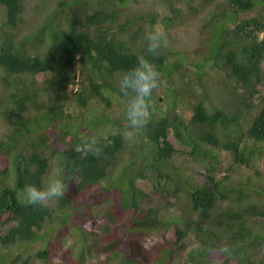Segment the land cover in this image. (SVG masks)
<instances>
[{
    "label": "trees",
    "instance_id": "1",
    "mask_svg": "<svg viewBox=\"0 0 264 264\" xmlns=\"http://www.w3.org/2000/svg\"><path fill=\"white\" fill-rule=\"evenodd\" d=\"M81 1L44 0L38 24L22 33L25 26L20 19L28 0H0V111L13 123L9 140L0 143V226L4 228L0 243L18 249L9 254L10 264H29V257L23 255L54 223L71 225L63 214L80 216L83 221L100 214L106 217L101 229L87 230L84 236L93 239H87L86 248L107 255L115 264H176L169 248L147 253L133 243L135 234L155 227L168 232L179 252L186 250L190 234L196 236L197 245L187 251L191 264H210L212 251L221 243L232 249L223 264H264V256L257 261L251 257L264 244V234L247 225L257 213L264 216L250 202L253 194L264 192V179L256 185L242 181L239 186L237 182L225 186L216 180L214 172L220 168L213 163L219 147L247 166L264 155V96L258 90L264 71V38L260 37L264 0H216L213 9L207 3L214 0H202L200 6L191 5L196 0H169L171 13L160 17L155 10H139L136 1L129 5L126 0ZM186 4L196 14H205L202 28L208 34L188 59L169 44L170 28L184 15ZM73 6L80 11H70ZM247 11L254 15L239 17ZM234 20L240 22L231 25ZM159 25L167 44L153 56L145 53L144 33ZM140 54L154 61L160 75H176L174 82L180 83L167 85L170 104L161 115L157 112L160 88L154 93L150 122L136 142L129 144L123 139L126 118L123 114L111 121L108 108L114 104L107 94L117 92L127 104L119 80ZM176 55L184 61L178 62ZM184 62L189 69L180 73ZM77 83L75 90L71 86ZM94 103L103 107L90 113ZM85 113L93 127H102L89 128L82 118ZM70 116L81 120L72 124ZM106 126L116 131L105 136ZM85 136L99 137V157L81 158L80 138ZM127 150L138 162L129 161L114 177V168ZM54 157L67 185L66 194L55 202L57 206L27 203L25 186H39L51 171ZM142 157L153 169L150 178L167 179L164 184L155 181L156 189H165L171 182L176 191L183 190L191 207L182 218L163 222L159 206H143L147 192L138 179L148 177V167L141 169ZM208 157L210 163L205 162ZM182 158L205 166L203 183L169 173ZM110 182L117 187H106ZM234 196H238L236 203H219ZM43 242L33 257L50 264L56 250L45 236Z\"/></svg>",
    "mask_w": 264,
    "mask_h": 264
},
{
    "label": "rangeland",
    "instance_id": "2",
    "mask_svg": "<svg viewBox=\"0 0 264 264\" xmlns=\"http://www.w3.org/2000/svg\"><path fill=\"white\" fill-rule=\"evenodd\" d=\"M134 1L136 3L134 4ZM44 3V0H28L27 8L25 10V13L21 16V24L25 26V28L21 27L22 33L29 32L38 24V21L41 17L40 12L43 11L40 6ZM80 3L82 1L80 0ZM216 1L213 2L210 7H213L215 5ZM126 4H134L139 10H155L156 13H158L160 16H165L170 13L169 10V0H126ZM222 4V2H221ZM38 6V7H37ZM125 6V5H124ZM40 9V10H39ZM77 10L80 11V7L73 6L70 11ZM190 11L185 10L184 16L180 18V23H177V26L173 30V38L175 39V48L184 49V52L187 56H191L192 50L195 48H198L200 45V39L203 37L202 34L198 33V26L203 24L205 21V14H200L196 19H194L191 22H187L186 20L190 16ZM187 15V16H185ZM249 15V14H246ZM162 26V25H159ZM179 52V51H177ZM183 53V52H180ZM173 74V73H172ZM214 73H212L213 75ZM0 76H1V70H0ZM176 78V75L172 77L174 80ZM162 79V78H161ZM168 79H162V86L160 87V94H161V100H160V109L158 108L157 112L159 115L166 112L167 106L170 104L169 99L167 98L166 91H168L169 86L168 84H171V80ZM264 80V78H263ZM213 83V82H212ZM260 90L262 94H264V83L260 85ZM102 105L99 104H93V106L89 109L91 112H96L97 108H102ZM74 109V108H73ZM187 117L189 118L191 114H189V109L184 110ZM71 112V111H70ZM77 112V111H72ZM120 113L119 108H115L113 110V116H118ZM35 116V114L33 113ZM88 113H85L83 115V119L86 120L87 126L91 128L92 130H99V128H96L97 126H100L99 124L96 127H93L90 124V117ZM87 117V118H85ZM69 122H72L74 124L77 120H81L80 118H74V117H68L67 118ZM76 120V121H75ZM85 122V124H86ZM89 122V124H88ZM81 123V122H80ZM107 123V121H106ZM12 121H8L5 114L0 111V143L6 144V142L9 140V134L13 130ZM84 127L81 128L83 130ZM102 130V129H101ZM116 131V128L111 129L109 126L105 129H103V134L107 136L109 133H113ZM122 161H119L118 164L114 168V174L115 177L118 172L123 170L127 163L129 161L136 163L138 161H134L135 156L130 150H127L123 152L122 154ZM258 159L255 161V164L258 168L264 169V155L262 157H257ZM56 157L53 158V162H55L52 165L51 171L56 170L61 174V169L57 167V160H55ZM143 157L140 159L142 160ZM218 159L223 162L225 169L223 172L219 175L220 177L223 176L225 173L227 174V182L231 181L235 184L237 182V186L240 185L242 181H245L246 179H249L251 176H255L256 173L249 170L248 168L244 167H238L235 165L234 159L231 158L230 154L228 152L223 151L221 154L218 153ZM57 161V162H56ZM205 162H208V160H205ZM141 169L146 170V164L145 161L140 162ZM180 170H177L180 175H183L184 177L188 178L190 181L194 183H199L204 180L205 175V166L201 162H195L192 158L188 159H182V167H180ZM153 170L152 168H150ZM147 168L146 172L148 177L146 179L139 178L138 184L147 192V198H145L143 206H153V207H160L163 210L161 211V214L164 218H169L175 215L177 212L180 213V208L186 207V210L189 209V205L186 201L184 192H177L175 191V184L171 183L168 184L165 189H161L160 191L155 188L154 182L156 181L157 184H164L165 181L167 182V179L159 178L154 179L150 178L149 176H153L152 171ZM172 175L173 172H172ZM237 180V181H236ZM106 187H110L113 189L115 188L113 182L105 184ZM15 186V185H14ZM106 191V190H105ZM119 190H116L112 193V195H116L115 193ZM97 197V196H95ZM96 199V198H95ZM55 202L53 203V206H55ZM176 204V206H174ZM57 206V204H56ZM165 215V216H164ZM63 217H66V220H69L71 225L68 223H65V221H60V223H54L53 227L49 228L48 231H43L41 234H44V236L47 239V243L54 246L56 252L52 256V259L50 261V264H110V260L108 259L107 255L90 251L86 248L87 245V239L92 240L93 237H86L85 234H88L87 230H99L103 227V224L106 223V217H103L101 214L98 215L95 219H90L89 221H83L80 216H70L69 214H63ZM62 223V224H61ZM186 228H189V223ZM250 226H253L252 223L249 224ZM80 227L84 228V231L80 229ZM192 226L190 225V228ZM217 227V226H215ZM189 228V229H190ZM256 230H259L261 233L264 234V220L257 219L254 222V227ZM2 228L0 226V234L2 232ZM86 230V231H85ZM44 236L43 238L40 237L36 242L31 244V248H29V251L26 252L23 256L29 257V264H46V262H42L37 258H34L33 255L36 251V249H39L44 244ZM170 235L166 230H163V228L156 227L152 231H147L140 234H135L133 237V243H138L141 248L147 253L154 252L159 247L165 248V249H171L173 250V254L171 255V258L174 260L176 264H191L187 261V251L191 250V248L195 247L198 243V240L196 239V236L191 235L186 238L187 247L186 250L183 252H179L175 245L171 243ZM83 238V241H80ZM254 244V243H253ZM13 247V250L11 248ZM10 248H6L1 245L0 243V256H4V260H1L0 264H10L8 260H10L9 254L14 255L13 252L18 253V249L16 246H12ZM249 249V246L247 247ZM156 256V255H155ZM264 256V244L256 249V253L252 255L251 257L254 260H259ZM9 257V258H8ZM18 264H21L20 262ZM235 264V263H233ZM237 264V263H236Z\"/></svg>",
    "mask_w": 264,
    "mask_h": 264
},
{
    "label": "clouds",
    "instance_id": "3",
    "mask_svg": "<svg viewBox=\"0 0 264 264\" xmlns=\"http://www.w3.org/2000/svg\"><path fill=\"white\" fill-rule=\"evenodd\" d=\"M201 1L202 0H196L191 5L192 6H200L198 4ZM214 1H216V0H214ZM214 1L207 3L208 6L210 7V5H212ZM216 3H217V1H216ZM216 3H215V5H216ZM191 5H189V4L185 5V10H188L191 12L190 16H188L189 18L186 20V23L193 21L194 19H196L200 15L199 13L196 14L195 9H193V7ZM215 5L213 7H210V8L213 9L215 7ZM169 10H170V7H169ZM155 14L158 15V13H155ZM246 14H249V15H246ZM251 15H254V13L252 11H247L245 13H243V12L239 13V17H244V18H247ZM185 16H187V15H185ZM224 19L225 18H222V21ZM179 20L176 21L174 26L170 28L171 36H170L169 44H171L174 47V50L176 52L179 51V52H177L178 54L180 52H183L181 54H184L185 58L188 59L187 58L188 56L185 54L184 49L181 50L179 48H175V39L173 38V35H174L173 30L177 26V23L178 22L180 23ZM205 22H206V20L203 23H205ZM238 22H240V21L234 20V22H232L231 25H234ZM198 33L203 35V37L200 39V43L205 41L208 34H207V29H205V31H203L202 24L198 26ZM212 36H213V34H211V32H210L209 38H212ZM215 37H216V34H215ZM260 37H261V39L264 38V32L261 33ZM144 41H145V45H146L145 53L151 54L153 56L156 55L158 53V50L163 45L167 44V39H166L164 30H163V27L162 26H153L150 30H146L144 33ZM176 57H177L178 62L184 61L181 59V57H178V55H176ZM170 60H172V58H170ZM185 62H184V64H185ZM170 63H172V61H170ZM188 67L189 66L187 64H185L182 67L183 71L180 70V73L187 71L189 69ZM261 67L264 70V61L262 62ZM192 68H194V67H192ZM195 70H199V69H195ZM161 76H162V79H166L167 77H168V79H172V75H170L169 73H166L165 75H160V72L158 71L157 65L154 63V61L152 59H150L148 55L140 54V55H137L135 64L132 67H130L128 70L123 72V74L121 75L120 80H119V89H120L121 93L124 96L128 97L127 104H126L127 99L121 98L120 95L117 94V92H112V91L110 92L109 91L107 94L113 100V104H114L113 107L108 108L111 121L113 122L115 119H118V117L120 115H123V114L126 118L127 126H126L125 131L123 132V139L126 142H128L129 144H134L136 142L137 137L139 136L141 130L144 129L148 125V123L150 122L151 115H152V112L154 111V107H155V105H154V93L162 86V83H163ZM195 77H196V75H195ZM263 78H264V71L261 74V82L262 83H260L258 85V90H259L260 96H264V94H262V92L260 90V85L264 83ZM174 80H176V78H174ZM174 80L173 79L171 80V82H172L171 84H179L180 83V80H178L176 82H174ZM78 86L79 85L77 83L76 85L71 86V87H74L75 90H77ZM159 91H160V89H159ZM159 91H158V93L160 95V100H161V94ZM115 108L120 109V113L118 116H113V110ZM246 142L248 144L251 143L250 140H246ZM80 146H81V158H85L89 154L96 156V157H99L101 155L102 149L100 147V139L97 136L81 137L80 138ZM223 151L228 152L229 154L231 153V151L225 150V149L220 148V147L215 149V156L213 158V163H214V166L218 165L220 170H216L214 172V176H215L216 180L221 181V183L224 184L225 186H229L232 182L231 181L227 182V174L225 173L223 176H221V177L219 176L223 172V170L225 169L223 162L218 159V153L221 154ZM230 156L232 158L231 154H230ZM201 157H204V155H201ZM182 159H185V158H182ZM206 160H208L209 163L211 162V159L209 157ZM141 162H142V160H141ZM233 163L240 168L241 167L248 168L249 170L256 173L255 176H251L249 179L245 180V181H248L247 186L249 184L256 185L258 183H261V180L264 179V169L258 168L255 164V160L249 166L241 164V162L240 163H238L237 161L235 162V158H234ZM180 167H182V161L179 163V165L175 169H173L174 176H176V174L180 175V173H178V171H177V170L181 169ZM169 173L172 174V172H169ZM205 174H206V171H205ZM205 180H206V175H204V180L202 182L197 183V184H201ZM173 184H175V183H173ZM240 184L242 185V182ZM175 186H176V184H175ZM115 187H117V186H115ZM176 188H175V191H176ZM66 191H67V185L65 183V180L60 175V173L56 170L50 171L47 174V178L44 181H42L39 186H37L35 184H27L24 188V194H25V199H26L27 203H29L33 206H40V207L51 206L54 202H56L60 198H62L66 194ZM177 192H183V190H180V191L177 190L176 193ZM259 193L260 194H257V193L253 194L251 196V199H250V202L254 206H256L255 209H256V211L258 210V212L264 211V192L259 191ZM237 200H238V196H234V197L230 198V201H225V200L221 199L219 201V203L221 205L227 206L228 204L236 203ZM186 201H187L189 208H190L191 207L190 202L187 199H186ZM174 206H176V204ZM179 208H180V213L177 212L175 215H173L172 217H169V218H164L161 214V211L163 209L159 208L160 209L159 217L162 219L163 222H165V221L167 222V221H170L173 219L182 218L184 215L187 214V211L189 209L186 210V207H184V208L179 207ZM257 214H258V216L255 217V220L248 222L247 225H249L250 223H252L254 225V222L257 219L264 220L263 215H261L259 213H257ZM215 215H217V214L214 213V216ZM160 228H162V227H160ZM163 249H165V248H163ZM231 251H232V249H231L230 245H228L227 243H221V244L217 245L216 248L211 253L212 258L210 260V264H223V259L226 258L231 253ZM155 257H157V255ZM108 259L110 260V264L116 263V262H113V260H111L110 258H108ZM122 264H125V262L123 261Z\"/></svg>",
    "mask_w": 264,
    "mask_h": 264
}]
</instances>
